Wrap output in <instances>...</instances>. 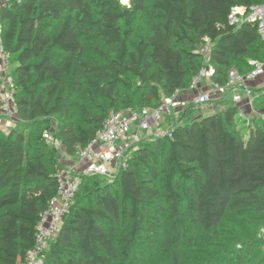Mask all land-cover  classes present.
Wrapping results in <instances>:
<instances>
[{
	"label": "trees",
	"instance_id": "obj_1",
	"mask_svg": "<svg viewBox=\"0 0 264 264\" xmlns=\"http://www.w3.org/2000/svg\"><path fill=\"white\" fill-rule=\"evenodd\" d=\"M259 3L264 0L0 4V49L16 62L17 109L15 124L0 129V263L25 258L59 186L57 150L45 132L55 123L66 153L77 156L112 111L154 108L187 90L206 65L198 47L207 40L213 84H225L232 72L247 74L250 56L264 62V39L256 22L233 24L230 15L239 9L241 17ZM87 34L95 58L87 53ZM253 104L264 105V93ZM228 211L264 218V118L246 120L235 105L143 142L112 181L83 175L45 264H146L133 248L155 239L177 257L183 230L214 229Z\"/></svg>",
	"mask_w": 264,
	"mask_h": 264
},
{
	"label": "built area",
	"instance_id": "obj_2",
	"mask_svg": "<svg viewBox=\"0 0 264 264\" xmlns=\"http://www.w3.org/2000/svg\"><path fill=\"white\" fill-rule=\"evenodd\" d=\"M237 10L239 9H234L230 15V22L233 24H240L244 20L256 22L259 34L264 39V3L251 6L247 14H242L241 17H238ZM1 51L3 52L2 48ZM198 52L202 54L206 65L193 78L187 90L177 89L165 97L159 106L147 107L140 112L132 108L112 111L95 137L86 146L80 148L76 157L84 163L83 168L57 169L59 186L41 214L35 244L20 264H45L46 253L51 242L58 235L64 218L70 213L83 175L103 176L112 181L119 170L127 168L128 159L140 144L147 140L170 136L177 125H183L190 105L197 107L228 93L232 94L234 102H240L242 91L247 94L251 92L246 82L254 79L264 70V62L251 60L253 68L247 74L232 72L231 78L225 84H213L212 89L199 92L188 101L182 98L184 93L198 91L201 81L210 78L214 71L209 63L211 43L207 40V43L198 47ZM0 117L13 123L17 121L14 78L12 71L2 64H0ZM167 119L172 121L169 126L164 125ZM44 135L49 143L52 137L47 132Z\"/></svg>",
	"mask_w": 264,
	"mask_h": 264
},
{
	"label": "rangeland",
	"instance_id": "obj_3",
	"mask_svg": "<svg viewBox=\"0 0 264 264\" xmlns=\"http://www.w3.org/2000/svg\"><path fill=\"white\" fill-rule=\"evenodd\" d=\"M6 1L0 0V4ZM121 1L128 3L129 0H126V2L124 0ZM92 36L91 34L85 35L86 49L88 55L95 58L92 52V48L95 45ZM249 58L250 60L257 59L253 55ZM0 64L5 65L12 71L16 62L13 57H9L1 51ZM203 81L207 82L206 79ZM258 92L260 93L257 97L264 93V87ZM252 106L250 110L243 108V110L239 111V115L246 120L264 118V105L255 106L252 103ZM190 110L187 112L189 121L195 117L191 116ZM194 112L199 113L196 110H193ZM1 118L0 129L7 132L15 122ZM55 125L54 123L52 130L46 131L52 137L49 143L57 150L59 168L72 169L76 163L79 164V160L76 156L66 153L59 137L56 135ZM183 234L184 237L181 238L180 243L176 246L177 257L173 252V248L166 246L160 239H155L153 246H146L143 242H139L133 249L138 254H144L146 264H264V218L259 214H246L245 216L235 211H228L223 221L216 228L200 232L185 229ZM162 237L167 239L169 233L166 232ZM120 264H124V262Z\"/></svg>",
	"mask_w": 264,
	"mask_h": 264
},
{
	"label": "crops",
	"instance_id": "obj_4",
	"mask_svg": "<svg viewBox=\"0 0 264 264\" xmlns=\"http://www.w3.org/2000/svg\"><path fill=\"white\" fill-rule=\"evenodd\" d=\"M204 79H206V82L203 81ZM201 83H200V89L198 91H186L184 93V95L182 96L183 99H187L188 101H190L191 99H193L199 92L203 93L205 90H210L213 87V83L211 82L210 78H204ZM246 84L248 85V87L250 88L251 92L250 94H247L245 91H242V100L240 102H234L232 99V94L228 93L227 95H223L221 97H217L215 98L213 101L207 102L203 105L200 106H193L190 105V111H191V116H195L194 119H199L203 116H207L209 114L215 113L221 109H224L227 106H231V105H235L238 107L239 111L243 110V108L245 109H252V103L253 100L255 98H257L258 94L260 92H258L259 90H261L262 87H264V70L261 74H259L258 76H256L254 79L248 80L246 82ZM193 110L198 111L199 113H193ZM190 116V117H191ZM4 119L5 118H1ZM189 122V118L188 115H186V118L184 119L183 123H188ZM172 123L171 119H167L164 122L165 126H169ZM84 166L83 162L79 161V164L76 163V165L74 166V168L76 169H82Z\"/></svg>",
	"mask_w": 264,
	"mask_h": 264
},
{
	"label": "snow or ice",
	"instance_id": "obj_5",
	"mask_svg": "<svg viewBox=\"0 0 264 264\" xmlns=\"http://www.w3.org/2000/svg\"><path fill=\"white\" fill-rule=\"evenodd\" d=\"M124 2H126V0H124Z\"/></svg>",
	"mask_w": 264,
	"mask_h": 264
}]
</instances>
